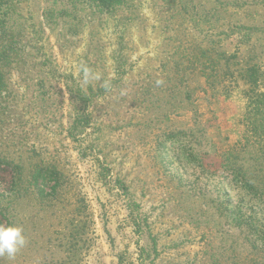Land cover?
<instances>
[{
  "label": "rangeland",
  "instance_id": "1",
  "mask_svg": "<svg viewBox=\"0 0 264 264\" xmlns=\"http://www.w3.org/2000/svg\"><path fill=\"white\" fill-rule=\"evenodd\" d=\"M252 66L264 0H0V264H264Z\"/></svg>",
  "mask_w": 264,
  "mask_h": 264
},
{
  "label": "trees",
  "instance_id": "2",
  "mask_svg": "<svg viewBox=\"0 0 264 264\" xmlns=\"http://www.w3.org/2000/svg\"><path fill=\"white\" fill-rule=\"evenodd\" d=\"M254 72L255 70L254 67L252 66V67H248L245 74L246 81L250 85L249 92H251L248 95V99H247L248 101L247 112L249 113V117L251 116L254 117L255 112L258 109H261L259 104H264V100H261L260 102L259 99L261 97H264L263 93L253 94V89L254 86L256 85V78ZM246 128L248 133L246 137H243V140L245 139V143L239 145L237 149L236 148L229 149V151L225 153L226 155L231 156L233 159H236L238 153L241 150H244L247 143L249 144L250 142L253 143V147L255 148V150L253 149V151L255 152L254 154L256 156L253 159V163H255L253 164V171L258 172L257 174L261 177L259 178V180L261 181L257 180L258 175L254 176V172L252 170L249 172V170L241 171L239 169L237 170L234 168L229 169V172L231 174L240 177L239 179L242 181V183L246 184L248 187L253 188L254 185L258 186L261 185V183L262 185H264V122H258V121H254L253 119L252 120L249 119Z\"/></svg>",
  "mask_w": 264,
  "mask_h": 264
},
{
  "label": "clouds",
  "instance_id": "3",
  "mask_svg": "<svg viewBox=\"0 0 264 264\" xmlns=\"http://www.w3.org/2000/svg\"><path fill=\"white\" fill-rule=\"evenodd\" d=\"M81 71L85 82L91 79H100L98 74L88 67H82ZM27 244V238L21 227L14 224H0V256L7 255L14 258L16 254Z\"/></svg>",
  "mask_w": 264,
  "mask_h": 264
}]
</instances>
